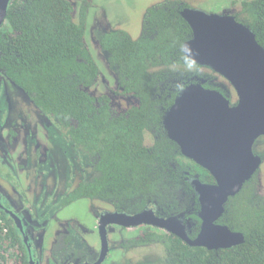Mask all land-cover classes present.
Here are the masks:
<instances>
[{"label":"trees","instance_id":"16d2710c","mask_svg":"<svg viewBox=\"0 0 264 264\" xmlns=\"http://www.w3.org/2000/svg\"><path fill=\"white\" fill-rule=\"evenodd\" d=\"M91 1L83 0L76 19L73 0H11L0 28V72L21 86L43 112L57 118L75 146L91 156L96 175L82 182L68 202L101 196L135 209L154 200L167 205L173 192L189 187L186 170L213 180L204 167L183 155L162 123L174 101L158 97L161 80L183 74V66H199L183 50L193 36L180 12L184 5L168 1L150 7L136 39L124 29L98 34L101 48L117 69L121 93L136 101L127 112L116 113L110 96L92 92L101 67L87 45ZM241 9L238 19L264 47V0H242ZM151 133L156 139L148 146L145 139ZM255 178L230 197L219 220L243 233V242L209 249L171 233L149 232L137 244H163L165 264H264V197L257 193ZM20 245L0 212V264H30L19 252Z\"/></svg>","mask_w":264,"mask_h":264},{"label":"flooded vegetation","instance_id":"af4514ba","mask_svg":"<svg viewBox=\"0 0 264 264\" xmlns=\"http://www.w3.org/2000/svg\"><path fill=\"white\" fill-rule=\"evenodd\" d=\"M168 1H177L178 4L184 5L180 11L182 16L186 9H198L221 16H234L238 21H240L238 18H242L241 3L239 6H236L238 9L235 11L229 9L206 11L194 3L178 0H162L161 2L165 3ZM143 27L144 21L142 22V30ZM101 32L105 31H98V34ZM97 43L101 48L99 41ZM196 64L199 66L192 68L181 67L180 69H183V74L178 72L179 74L173 75L176 78L171 76L164 80L160 79L162 82H160L159 87H161L160 91L163 95L158 94V97H165V101L172 99L175 102L188 86L200 84L206 89L221 92L230 100L231 106L236 105L238 95L230 80L209 66ZM108 65L113 67L110 62ZM117 81H119L118 77ZM8 83L16 85L20 92H22L21 94L28 96L26 99L39 112L38 125H52L46 119L47 114L35 104L30 95L15 81L2 74V72H0V101L3 99V95L1 94L3 85H5L7 90ZM167 89L168 95L165 96ZM119 92L118 98L125 100L127 104V107L123 109V113H125L135 99L123 95L121 89ZM52 118H54L56 126L61 129L57 118ZM5 122L0 119V212L5 214L14 228L16 237L21 243L19 252L23 256H27L30 264H113L111 263V258L114 256L115 251H121L124 254L121 261L116 264H137V258L129 256L133 251L132 249L135 250L137 247L148 245L163 246V244L156 241L137 244L136 240L142 236L145 237L147 233H171L181 238L187 236L191 240H195L202 231L203 220L199 216L202 210L199 186L203 184H216L214 176L207 169L208 174L213 177L212 181H205L207 177L200 172L192 174L186 170L185 173L187 175L185 179L189 182V187L184 185V188L173 192L172 195L175 194V196L170 195L169 202L164 206L154 200L152 204L147 203L144 207L135 209L130 204L128 206H121L118 199L101 196L94 198L86 196L68 202V197L75 189L82 182L89 180L78 183L71 190L58 188L56 178L63 181L65 186L67 185V178L66 175L65 177H63V174L58 175L61 172L57 170L55 163L50 168L46 167L45 155L47 156L48 154L49 156L51 154L47 151L48 149L44 144L41 142H29L31 135L29 132L23 133L26 125H21L22 122L13 121V126H10L11 129L8 131L5 129V126H7ZM34 125L36 126L37 124ZM61 131L69 137L62 129ZM165 131L168 136L167 130ZM151 134L155 141L156 136L153 133ZM69 139L71 138L69 137ZM21 143L29 148V155L32 152L30 149L33 150L32 156L29 157L32 162L31 164L28 163V158H26L27 151L22 153ZM73 145L76 154L73 164L77 163V158L79 160L83 159L86 165L88 158L89 162L92 161L91 156L85 150L76 147L74 143ZM253 151L255 155L261 157L260 166H262L264 164V135L255 139ZM69 154L72 156L73 152L71 151ZM56 160L57 158H54V161ZM76 167L78 166L76 165ZM187 167L192 170L190 165ZM35 168L36 173L34 174ZM44 172H46V175ZM256 173L252 178L257 176ZM202 176L204 179H202ZM50 178H54L52 183L50 182ZM35 186L37 187L36 189H34ZM81 202L86 204L85 208L90 213L88 224L84 223L76 215H63L66 214L69 208L80 206ZM139 214L147 223H133L132 217ZM221 217L216 220V224L224 225L219 222ZM142 228H146L145 231H140L136 236L133 231H130L129 234L132 236H127L129 230Z\"/></svg>","mask_w":264,"mask_h":264},{"label":"water","instance_id":"95a60500","mask_svg":"<svg viewBox=\"0 0 264 264\" xmlns=\"http://www.w3.org/2000/svg\"><path fill=\"white\" fill-rule=\"evenodd\" d=\"M11 0H0V28ZM183 16L193 36L184 53L230 80L238 102L202 85L188 86L165 112L163 124L182 153L207 169L216 184L200 185L202 231L190 245L227 248L245 240L243 233L216 224L230 197L238 194L256 173L261 157L254 154L255 139L264 135V47L255 33L234 16L186 9ZM134 224L146 222L132 217ZM181 236V235H180Z\"/></svg>","mask_w":264,"mask_h":264},{"label":"rangeland","instance_id":"374dc122","mask_svg":"<svg viewBox=\"0 0 264 264\" xmlns=\"http://www.w3.org/2000/svg\"><path fill=\"white\" fill-rule=\"evenodd\" d=\"M162 0H93L91 1L88 10V24H87V45L101 67L100 78L92 88V92L95 95L106 94L110 96L112 105L116 110V113H123V109L127 107L125 100L119 99V81H117L118 72L114 67L108 65V53L103 51L97 41L98 31H112L124 29L129 32L133 38H138L142 30V22L146 20L148 15V9L153 5L161 4ZM188 3H194L196 6L206 11H223L232 10L235 11L240 5L242 0H178ZM236 1V2H235ZM75 5V17L78 19V11L83 3V0H73ZM152 4V5H151ZM147 5V6H146ZM149 5H151L149 7ZM149 7V8H148ZM117 77H116V75ZM20 90L14 84L8 83V89L6 90L5 85L2 88L3 99L0 101V119L6 121L5 129L10 130L13 126V121L22 122L21 125L25 126V132H29L31 135V143L41 142L48 149L47 151L51 154L45 155L46 167L50 168L54 163L58 171L67 178V185L56 178L58 188H67L68 190L73 189L78 183L84 180H91L95 175V168L93 163L87 159V165L84 160L77 158V163L73 164L75 159L74 145L60 128L56 126L54 118L46 115V119L51 126L38 125L39 123V112L34 105L26 99V94H21ZM9 96V97H8ZM235 97V96H234ZM11 102V104H10ZM133 100L131 105L135 104ZM34 124H37L36 126ZM11 126V127H10ZM26 137V136H25ZM27 138V137H26ZM28 143V142H27ZM154 144V137L152 135L146 136L147 145ZM22 153H26L28 163L31 164L29 157L32 156L33 150L30 149L31 154L29 155V148L22 144ZM260 150V149H258ZM73 152L72 156L69 154ZM47 152V153H48ZM53 156V158H52ZM71 156V157H70ZM85 157V154H84ZM54 158H57L54 161ZM72 158V159H70ZM79 160V161H78ZM73 164V165H72ZM76 165L78 167H76ZM53 168V167H52ZM44 171V170H43ZM257 176L255 178L257 193L264 197V164L260 166V169L256 171ZM29 173V172H28ZM33 173H36V168ZM46 175V172H44ZM43 179V178H42ZM41 179V180H42ZM54 178H50L52 183ZM62 182V183H61ZM26 184V182H25ZM37 187L35 186L34 189ZM80 206H73L68 209L66 214L63 215H76L84 223L88 224V217L90 216L89 211L85 208V203L79 204ZM146 228L129 230L134 232L136 236L140 231H145ZM149 231V230H148ZM132 253L129 256L137 258V264H165L164 259V248L160 245L143 246L132 249ZM121 251H115L114 256L111 258V263L116 264L123 258Z\"/></svg>","mask_w":264,"mask_h":264}]
</instances>
